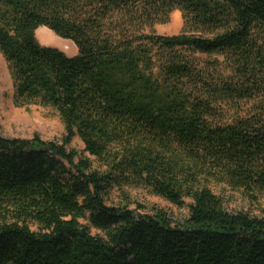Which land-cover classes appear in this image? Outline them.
I'll use <instances>...</instances> for the list:
<instances>
[{"label": "trees", "instance_id": "obj_1", "mask_svg": "<svg viewBox=\"0 0 264 264\" xmlns=\"http://www.w3.org/2000/svg\"><path fill=\"white\" fill-rule=\"evenodd\" d=\"M177 10L182 31L158 33ZM0 52L15 104L65 125L0 134V264H264V218L202 182L264 195V0H0ZM125 186L189 197V218L110 204Z\"/></svg>", "mask_w": 264, "mask_h": 264}, {"label": "rangeland", "instance_id": "obj_2", "mask_svg": "<svg viewBox=\"0 0 264 264\" xmlns=\"http://www.w3.org/2000/svg\"><path fill=\"white\" fill-rule=\"evenodd\" d=\"M178 10L171 15L167 24L156 26L161 34H178L184 27L182 13L176 17ZM36 37L41 45H47L62 50L68 56L76 55V45L68 39L55 34L46 26L36 31ZM0 134L5 137L32 138L38 135L46 141L61 142L65 134V125L58 112L50 106L30 104L18 106L14 101V85L8 63L0 52ZM78 153L79 158H88L95 168L104 170L94 156L86 151L84 142L77 135L71 146ZM202 182L209 187L223 202L230 212L244 211L253 216L264 218V195L249 193L243 189H235L217 179L202 178ZM184 204H175L154 193L144 186H125L113 191L108 199L110 204H129L130 208L144 210L151 213L162 209L174 222H184L189 218L191 198L185 197ZM139 206L140 207L139 209Z\"/></svg>", "mask_w": 264, "mask_h": 264}, {"label": "bare ground", "instance_id": "obj_3", "mask_svg": "<svg viewBox=\"0 0 264 264\" xmlns=\"http://www.w3.org/2000/svg\"><path fill=\"white\" fill-rule=\"evenodd\" d=\"M180 16V12L178 11L177 14H176V17Z\"/></svg>", "mask_w": 264, "mask_h": 264}]
</instances>
